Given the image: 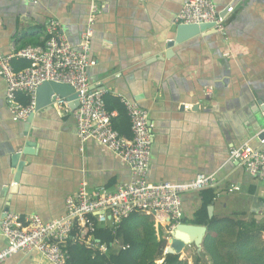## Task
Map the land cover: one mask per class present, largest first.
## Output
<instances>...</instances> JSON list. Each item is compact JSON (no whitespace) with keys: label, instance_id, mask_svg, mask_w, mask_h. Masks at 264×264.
<instances>
[{"label":"crops","instance_id":"obj_1","mask_svg":"<svg viewBox=\"0 0 264 264\" xmlns=\"http://www.w3.org/2000/svg\"><path fill=\"white\" fill-rule=\"evenodd\" d=\"M212 1L223 29L208 28L168 48L182 0H98L88 83L147 111L149 182L185 183L197 174L211 175L215 197L209 216L264 224V181L229 157L231 147L242 142L258 146L264 127V0ZM88 6L89 0H0V56L42 44L51 22L78 48ZM28 62L10 61L15 70ZM50 96L45 84L29 120H14L0 76V221L6 209L50 221L65 214L66 197L82 182L88 190H114L131 179L128 166L95 140L79 142L73 112L58 110ZM17 100L26 102L23 94ZM201 201L197 191L182 195L188 224ZM153 217L156 229L166 232L167 218ZM4 246L0 235V250ZM188 255L183 259L192 264ZM30 260L18 253L1 264Z\"/></svg>","mask_w":264,"mask_h":264},{"label":"built area","instance_id":"obj_2","mask_svg":"<svg viewBox=\"0 0 264 264\" xmlns=\"http://www.w3.org/2000/svg\"><path fill=\"white\" fill-rule=\"evenodd\" d=\"M100 12L98 0H89L78 48L58 32L57 23L51 22L42 44H28L9 56H0V76L6 84V100L14 120H24L33 113L35 92L43 83L69 84L77 94L78 106L72 112L79 142L95 140L128 166L131 179L114 190L105 187L88 190L82 182L75 193L66 197L65 214L50 221L36 214L21 217L4 210L0 235L5 239V246L0 250V264L18 253L31 259L28 264H43L42 259L48 264H66L69 242H83L103 253L107 246L90 235L101 224L115 226L133 212L165 216L167 240L174 227L182 222V195L214 184V178L206 174H197L185 183L147 180L152 142L147 111L136 102L121 100L130 120L131 137L127 138L112 127V112L106 110L103 90L91 89L88 83L87 70L94 64L89 57L90 41ZM176 23H213L212 28L223 29L212 0H182ZM12 57L27 59L31 64L15 70L10 63ZM18 94L27 96L28 103L20 104ZM52 104L62 112L70 111L65 97L52 94ZM256 137L258 146L242 142L231 147L229 157L251 176L264 181V127ZM32 257L39 260L33 261Z\"/></svg>","mask_w":264,"mask_h":264},{"label":"trees","instance_id":"obj_3","mask_svg":"<svg viewBox=\"0 0 264 264\" xmlns=\"http://www.w3.org/2000/svg\"><path fill=\"white\" fill-rule=\"evenodd\" d=\"M23 96L27 104L28 98ZM104 103L108 112H117L111 116L112 127L130 138V120L123 103L108 95H104ZM197 192L202 201L190 224L204 225L206 232L201 252L195 253L192 264H264V224L242 221L235 215L209 216L207 207L214 200V190L208 187ZM182 222L188 221L182 218ZM90 236L105 244L107 250L102 253L83 242H69L66 264H188L180 257L181 252H165L168 232L156 229L151 214L130 213L115 226L101 224Z\"/></svg>","mask_w":264,"mask_h":264},{"label":"water","instance_id":"obj_4","mask_svg":"<svg viewBox=\"0 0 264 264\" xmlns=\"http://www.w3.org/2000/svg\"><path fill=\"white\" fill-rule=\"evenodd\" d=\"M213 23H203L199 25L195 24H179L176 29L175 39L169 40L167 47L171 48L174 43L182 41L192 35L199 33L200 31L212 28ZM47 84L50 88V98L52 101V94H57L59 96L65 97L69 101V107L71 111H74L78 106L77 94L74 93L73 88L67 83H59L54 81H48L43 83L35 92V108H37L38 94L41 88ZM32 113L29 115L28 119L31 117ZM28 145V144H27ZM28 151L27 149L24 150ZM18 154L14 157L16 160ZM14 162V161H13ZM15 181L16 178H15ZM14 188V186L12 187ZM208 214L212 215L213 203L208 207ZM7 210V209H6ZM206 232V226L204 225H194L184 222L177 224L174 229L170 232V237L167 239L168 246L165 249L167 253H180L187 245H193L198 253L202 249V240ZM188 235H187V234ZM189 236V237H188Z\"/></svg>","mask_w":264,"mask_h":264},{"label":"rangeland","instance_id":"obj_5","mask_svg":"<svg viewBox=\"0 0 264 264\" xmlns=\"http://www.w3.org/2000/svg\"><path fill=\"white\" fill-rule=\"evenodd\" d=\"M196 249H195V247L193 246V245H187V246H185V248L182 250V254L180 255V257L183 259L184 258V255L185 256H189L188 254H190L191 256H190V258L192 259V257H194V255H195V253H196V251H195ZM187 261H188V259H187Z\"/></svg>","mask_w":264,"mask_h":264},{"label":"bare ground","instance_id":"obj_6","mask_svg":"<svg viewBox=\"0 0 264 264\" xmlns=\"http://www.w3.org/2000/svg\"><path fill=\"white\" fill-rule=\"evenodd\" d=\"M187 234V233H186ZM188 235V234H187ZM189 237V236H188Z\"/></svg>","mask_w":264,"mask_h":264}]
</instances>
